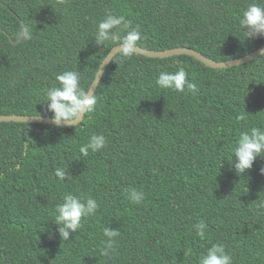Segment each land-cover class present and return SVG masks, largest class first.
Returning <instances> with one entry per match:
<instances>
[{"label":"trees","instance_id":"1","mask_svg":"<svg viewBox=\"0 0 264 264\" xmlns=\"http://www.w3.org/2000/svg\"><path fill=\"white\" fill-rule=\"evenodd\" d=\"M252 2L0 0V116L52 118L44 91L64 71L79 72L89 90L115 47L94 39L107 12L139 27L142 49L187 48L222 63L264 44L238 28ZM21 24L33 39L17 37ZM180 68L198 84L195 94L156 85L159 72ZM94 94L95 112L75 127L0 122V264H198L217 243L233 264H264V158L239 176L229 162L242 132L264 129V54L227 69L187 55L114 58ZM93 133L108 144L82 156ZM130 188L146 201L133 204ZM69 193L95 198L99 209L64 241L52 219ZM201 220L198 237L192 226ZM106 227L120 233L110 259L99 251Z\"/></svg>","mask_w":264,"mask_h":264},{"label":"clouds","instance_id":"2","mask_svg":"<svg viewBox=\"0 0 264 264\" xmlns=\"http://www.w3.org/2000/svg\"><path fill=\"white\" fill-rule=\"evenodd\" d=\"M65 2L66 0H57V4L61 6ZM129 24L130 22L126 21L125 16L107 12L104 19L96 25L94 32L96 45L111 43L115 45L112 49L118 48V52L111 58L112 60L114 58L124 60L137 53L138 43L143 37L138 26L130 27ZM238 28L243 32L245 39L264 37V0L247 5L239 18ZM17 37L23 41H29L33 39L32 31L27 25L21 24ZM107 58L106 56L104 60ZM55 81L58 86L46 88L45 99L42 102H46L47 110L53 114V123L57 128L75 127L85 115L95 112L97 97L92 89L85 91L81 87L79 72L64 71L55 76ZM155 83L160 89L179 93H184L186 89L193 94L199 91L198 84L188 78V73L184 68L175 72H159ZM238 119L243 120L244 116L241 115ZM107 144L108 140L103 134L93 133L86 143L80 145L79 152L82 156L87 157L89 152H99ZM233 156L235 157L234 162L232 161ZM258 157L264 158V129L252 127L249 131L242 132L236 140L229 162L239 176L251 169ZM260 171L261 174H264V168H261ZM54 175L63 181L67 172L58 167L55 169ZM127 191L128 199L133 204L139 205L146 201L143 191L136 188H130ZM98 209L99 204L95 198L89 196L83 199L71 193L65 195L62 202L55 205L52 219L57 226L60 238L64 241L69 240L73 233L82 228V219L95 215ZM192 227L198 237L205 236L207 224L203 220ZM119 235L118 230L109 227L103 229V236L106 239L101 241L99 249L101 256L111 258V255L115 253V238ZM198 264H233V258L231 253L226 251L224 244L217 243L212 244L199 256Z\"/></svg>","mask_w":264,"mask_h":264},{"label":"water","instance_id":"3","mask_svg":"<svg viewBox=\"0 0 264 264\" xmlns=\"http://www.w3.org/2000/svg\"><path fill=\"white\" fill-rule=\"evenodd\" d=\"M117 52H118V48L111 49L110 52L106 55L108 58L105 60L104 59L102 60L101 64L99 65L98 71L95 74L94 80L92 81L91 86L89 88V89H92V92H94L95 89L97 88L103 76V73L105 72L110 61L112 60L111 58L114 57L117 54ZM262 53H264V44L260 48L255 50L254 52L242 58L231 60V61H226L222 63H216L202 56L200 53L194 50H191V49H187V48H175V49H170V50H165V51H151V50L142 49L140 47L137 48V54H140V55H143L149 58H168V57L178 56V55H187L199 61L204 66L211 68V69H227V68H231L234 66L242 65V64H245L261 56ZM0 122L36 123V124H48L51 126H55L52 118L37 117V116H16V115L0 116Z\"/></svg>","mask_w":264,"mask_h":264}]
</instances>
